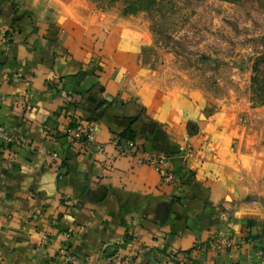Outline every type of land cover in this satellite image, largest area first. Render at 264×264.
Wrapping results in <instances>:
<instances>
[{
	"label": "crops",
	"instance_id": "obj_1",
	"mask_svg": "<svg viewBox=\"0 0 264 264\" xmlns=\"http://www.w3.org/2000/svg\"><path fill=\"white\" fill-rule=\"evenodd\" d=\"M77 1L0 0V264H49L64 245L79 264H264L263 131L174 88L128 23ZM89 120L94 142L67 137ZM129 139L168 154L177 182Z\"/></svg>",
	"mask_w": 264,
	"mask_h": 264
},
{
	"label": "rangeland",
	"instance_id": "obj_2",
	"mask_svg": "<svg viewBox=\"0 0 264 264\" xmlns=\"http://www.w3.org/2000/svg\"><path fill=\"white\" fill-rule=\"evenodd\" d=\"M77 6L89 19L128 23L169 84L229 106L264 133V0H79Z\"/></svg>",
	"mask_w": 264,
	"mask_h": 264
},
{
	"label": "built area",
	"instance_id": "obj_3",
	"mask_svg": "<svg viewBox=\"0 0 264 264\" xmlns=\"http://www.w3.org/2000/svg\"><path fill=\"white\" fill-rule=\"evenodd\" d=\"M61 96H63L66 99H71L73 96L72 92H69L68 90L63 89L61 91ZM99 129V124L96 120H89L86 122H77L69 126L67 130V137L71 141H75L78 143H81L82 145H89L92 142L96 140V133ZM0 136L3 139L8 138L7 129L4 126H0ZM25 143V140H20L19 143ZM136 146V142L133 139H129L126 142V147L121 149L124 153L132 154L134 155L136 161L138 163H146L149 165H153L159 175L161 176V179L166 183H175L177 182V176L176 173L171 165L170 162V156L166 154L165 152H159L156 154H152L150 152H143L141 154H137V152L134 150ZM134 151V152H133ZM56 154H54V157ZM69 237V235L67 234ZM49 234L44 233L42 235L40 245L43 246L49 242ZM216 240V241H215ZM216 243H226L227 239L225 237H220L213 239L209 241L208 243H205L204 245L210 246L212 244ZM203 243L198 242L196 243V248L202 246ZM208 244V245H207ZM126 260L122 261V264H126ZM80 260L74 255V253L71 251L70 247L68 245L61 246L57 253L53 258L50 259L49 264H79ZM100 264H114V259L112 256H108L105 261L101 262Z\"/></svg>",
	"mask_w": 264,
	"mask_h": 264
},
{
	"label": "trees",
	"instance_id": "obj_4",
	"mask_svg": "<svg viewBox=\"0 0 264 264\" xmlns=\"http://www.w3.org/2000/svg\"><path fill=\"white\" fill-rule=\"evenodd\" d=\"M130 133H131V132H130ZM128 136H129L128 138H132V137H134L133 134H129Z\"/></svg>",
	"mask_w": 264,
	"mask_h": 264
}]
</instances>
